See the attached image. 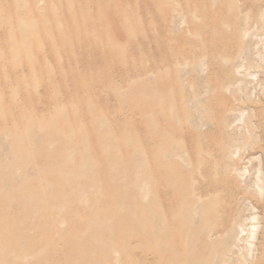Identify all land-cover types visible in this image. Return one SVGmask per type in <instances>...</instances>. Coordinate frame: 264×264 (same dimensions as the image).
<instances>
[{
  "label": "rangeland",
  "instance_id": "1",
  "mask_svg": "<svg viewBox=\"0 0 264 264\" xmlns=\"http://www.w3.org/2000/svg\"><path fill=\"white\" fill-rule=\"evenodd\" d=\"M261 11L264 0H0V264H264V72L239 106L247 124L227 130L238 111L212 98L244 13L264 55ZM250 158L260 195L246 176L212 175ZM199 185L223 191L189 195ZM245 205L258 215L247 258L230 231L198 230Z\"/></svg>",
  "mask_w": 264,
  "mask_h": 264
},
{
  "label": "bare ground",
  "instance_id": "2",
  "mask_svg": "<svg viewBox=\"0 0 264 264\" xmlns=\"http://www.w3.org/2000/svg\"><path fill=\"white\" fill-rule=\"evenodd\" d=\"M216 11L220 12V9H217ZM195 17L197 18L198 16H195ZM223 19H226V15H225V18L223 17ZM247 20H248V17L246 18V15L244 13V17L242 19L233 22L232 31L234 32V35L236 38L233 44H230L228 48L230 51H233V54H235L236 61H232L229 66L225 64V66L223 67L226 70L225 73L227 72V74H230L231 78L226 81H221L217 87L216 95L212 97L214 100L213 108L219 111L221 115H224L232 111H238L237 112L238 115L235 117L234 121L232 122H229L228 120L225 121L224 126H226L227 130L230 126H232V124H235L234 123L235 121L237 122L242 121L243 124H247V122L251 121V117L254 116L253 113L251 115L244 116L245 107H242V106L239 107V106L246 102L253 101L250 97V94L252 93L251 89L254 88L257 84H261L260 82L261 76L260 77L256 76V72H259V71L264 72V63L262 62L264 59V55L262 54L263 50L260 49V47L256 49L259 60L256 59L252 53V49L258 46L259 39H255L254 41H252L254 38L255 32H250L251 27H252V22H247ZM223 23L226 29H229V24H227L226 21H223ZM258 30L264 31V12L263 11L260 12V25L258 27ZM246 50L247 52H249L248 55H244V52ZM229 59L230 58L227 55H225V57H222L223 63L229 61ZM245 60H247V62H244ZM223 68L221 67V70L224 73ZM253 84H255V86H253ZM249 85H251L252 88L248 89ZM206 94H207V90L205 89L204 91L200 92L198 95H192L193 96L192 109L195 112L198 111V107L202 105V101L200 98H203L204 101L207 100V98H204ZM218 96H221L224 100L223 101L222 99L220 100ZM190 101L191 100L189 99L187 102L190 103ZM258 103H264V96L260 98ZM201 108L203 109V107ZM169 110L172 111L173 106H170ZM176 120H177V123L179 124L182 122L180 117H177ZM250 144L251 143H249L248 145ZM245 147L246 146H244V149ZM235 150L234 148H232L230 150L231 152L229 151L231 155H233L236 152ZM252 161H253L252 158L248 160V162L251 163L250 168L245 166L242 170H239V168H237L236 166H232L229 168L225 167L223 170H221V172L213 171L212 175L219 174L221 180H223L222 177L226 175L231 176L232 179H236V180L237 179L240 180L242 177L246 176L244 178L243 189L253 190L254 188L255 189L254 193H256L257 195H260L261 190H262V183H263L262 177H261V169L259 167V163H255V162L252 163ZM195 171L198 176L203 177L204 170L201 167V162L195 166ZM194 180L196 181V179ZM221 190H222L221 187L218 189H216L215 187L213 188L211 187V189H208L204 187V185L203 186L199 185L195 188L193 187L188 193L189 195H191V194H196V193L203 194V192H207V193L211 192L212 195L214 196L216 195L217 197L218 193ZM215 204L216 203L212 201L210 202L209 205L204 204L202 208L203 212L205 214H208L209 209L213 207V205ZM248 206L249 205L243 206L241 211H244V212H241V213L239 212L235 217H231L230 219L227 218L226 220H224L223 223L219 224L216 228L212 227V226H215L214 223L212 224V226L211 224L209 225L211 227H206V222H205L206 219L204 220L205 218V214H204L203 216L199 218L198 230H200V232L204 236L211 234V233L221 234L225 236L228 233V231H230L232 235H231V240L229 241V248H232L234 245H238L239 242H241L242 247L246 249L244 258H247L248 255H251L252 248H253V240L255 239L256 234L258 232L257 230L258 229V221H257L258 215L255 213H251V211H249L253 209V206H250V208H247ZM247 209L249 210L246 214L245 210ZM192 213L194 214V216H196L198 214V207H193ZM204 223H205V227H204ZM228 227L230 228L228 229Z\"/></svg>",
  "mask_w": 264,
  "mask_h": 264
}]
</instances>
